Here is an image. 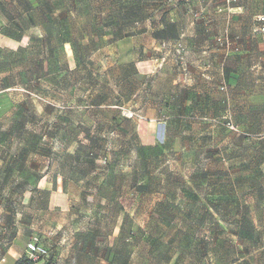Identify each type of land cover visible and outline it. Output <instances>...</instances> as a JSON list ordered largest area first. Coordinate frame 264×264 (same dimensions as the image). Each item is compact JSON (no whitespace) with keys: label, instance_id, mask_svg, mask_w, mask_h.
<instances>
[{"label":"rangeland","instance_id":"rangeland-1","mask_svg":"<svg viewBox=\"0 0 264 264\" xmlns=\"http://www.w3.org/2000/svg\"><path fill=\"white\" fill-rule=\"evenodd\" d=\"M50 1L23 0L26 35L19 43L0 37V231L17 224L26 240L34 234L52 253L78 230L88 254L74 264H105L108 249L112 264H264V125L242 118L238 104L243 87L245 112L264 114V55L221 59L210 69L198 61L154 62L145 68L155 73L148 83L125 77L132 44L94 55L81 44L88 51L77 68L58 38L39 40L28 29L26 8ZM74 1L77 9L83 0ZM126 1L105 0L104 7ZM61 26L47 22L43 30ZM43 175L50 190L58 184L70 194L71 229L35 191ZM59 259L53 264L69 262L66 252Z\"/></svg>","mask_w":264,"mask_h":264},{"label":"crops","instance_id":"crops-1","mask_svg":"<svg viewBox=\"0 0 264 264\" xmlns=\"http://www.w3.org/2000/svg\"><path fill=\"white\" fill-rule=\"evenodd\" d=\"M22 1L6 0L0 5V37L2 39L19 43L22 41V36L26 35L23 33L21 24L24 13ZM52 1L50 4L41 2L40 5L31 3L26 8L25 13L32 14V22L30 21L28 29L38 32L34 35L36 34L35 37L39 40L49 39L52 36L58 38L60 45L70 49L77 68L81 66H78L77 62L84 61V54L90 48L92 49L90 54L94 55L104 48L125 42L133 45L131 51L127 52L129 61L125 65L126 79L133 81L136 76H141L150 80L148 83L151 82L155 73L150 68H145L150 67L154 62L198 61L205 62L210 69L214 61L221 59L228 62L237 57L238 60L245 61L264 55V33L258 32L262 26L258 19L264 16V0H237L230 3H228L229 0H186L178 3H171L169 0H127L126 7L109 5L107 8L104 7L105 0H83L79 2L77 9L73 6L74 0H63V6L55 5ZM33 14H36V17H33ZM250 18L256 19V23L249 21ZM71 20L73 23L77 21V34L70 25ZM47 22L60 23L62 26L48 35L43 30ZM225 35L232 41L231 50L218 47L217 39ZM81 44L87 46L88 50L81 49ZM239 72L240 79L241 71ZM223 75L228 85H231L234 75L231 69L224 68ZM226 89L227 87L224 91ZM240 90L239 115H242V118H247L248 115V118L256 120L255 124L264 125L263 112H245L243 107L246 104V98L243 95L245 92L242 94L244 88L240 87ZM134 92L132 88V93ZM233 99L234 97L232 101L228 99L229 105L234 102ZM239 124H243L241 117ZM148 125L150 128L153 127V123ZM147 146L153 147V145ZM49 182L47 175H43L36 181L39 189L49 191L46 195L41 194L46 199L45 208L50 211V205L54 204L55 213L65 215L72 222L75 215L72 212L70 194L61 190L58 184L55 190H50ZM60 206L63 209H59ZM66 206L70 207L69 211L65 210ZM186 206V203L179 206L181 212ZM239 216L241 219V213ZM3 217L5 218V215ZM71 225L73 222L67 225V229H71ZM75 232L74 238H70L68 245L62 247L60 242L55 244L57 247H54L53 252L57 250V256L54 263L62 261L59 259L61 253L63 255L66 252L67 258L70 259L66 264H74L76 255L80 259L81 256L88 254L84 235L78 230ZM31 236L26 240L17 224L13 227L3 225L0 231V264H17L25 253L27 243L37 237L34 234ZM100 241H103V238H100ZM104 254L106 257H103L101 261L112 264L111 261L115 255L111 249ZM108 258H110L109 262Z\"/></svg>","mask_w":264,"mask_h":264},{"label":"built area","instance_id":"built-area-1","mask_svg":"<svg viewBox=\"0 0 264 264\" xmlns=\"http://www.w3.org/2000/svg\"><path fill=\"white\" fill-rule=\"evenodd\" d=\"M170 1L175 2L177 0H170ZM235 1L237 0H229L228 3ZM258 20L260 23H262V26L258 29V32L264 33V16L259 17ZM217 42L227 50H229L232 47V41L227 35L218 38ZM47 256H48V251L40 243L39 239L32 238L26 245V250L23 256L21 257V261L18 262L17 264H43V261Z\"/></svg>","mask_w":264,"mask_h":264},{"label":"trees","instance_id":"trees-1","mask_svg":"<svg viewBox=\"0 0 264 264\" xmlns=\"http://www.w3.org/2000/svg\"><path fill=\"white\" fill-rule=\"evenodd\" d=\"M54 1V0H53ZM59 0H56L55 2H58ZM179 1H186V0H177V1H175V2H171L170 0H169V2H171V3H178ZM46 4H50V3H46ZM25 35H23L22 37H24ZM21 37V38H22ZM78 63V66H80V64L82 63V62H77ZM37 73H39V74H42V73H45L46 72V69H47V64H46V61L45 60H39V61H37ZM136 136H137V138H138V140L140 141V143L142 144V142H141V139H140V137H139V135H138V133L136 134ZM143 145V144H142ZM42 177V176H41ZM40 177V178H41ZM35 191L37 192V193H40V194H42V195H46V194H48L49 193V191H47L46 189H43V190H41V189H39L38 188V185H36L35 186ZM243 217V216H242ZM244 219L243 218H241V220H240V225L242 226V228H244V226H245V223H244ZM34 238H38V237H34ZM39 239V238H38ZM39 241H40V243H41V240L39 239ZM42 244V243H41ZM43 245V244H42ZM44 246V245H43ZM45 247V246H44ZM46 248V247H45ZM46 250L48 251V256L44 259V261H43V264H53L54 262H55V260H56V253L55 252H52V253H50L49 252V250L46 248ZM21 261V259L19 260V262ZM124 264H127V263H124Z\"/></svg>","mask_w":264,"mask_h":264}]
</instances>
